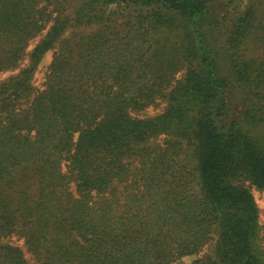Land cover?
Masks as SVG:
<instances>
[{
    "label": "trees",
    "instance_id": "obj_1",
    "mask_svg": "<svg viewBox=\"0 0 264 264\" xmlns=\"http://www.w3.org/2000/svg\"><path fill=\"white\" fill-rule=\"evenodd\" d=\"M69 2L0 0V264H261L264 0Z\"/></svg>",
    "mask_w": 264,
    "mask_h": 264
},
{
    "label": "rangeland",
    "instance_id": "obj_2",
    "mask_svg": "<svg viewBox=\"0 0 264 264\" xmlns=\"http://www.w3.org/2000/svg\"><path fill=\"white\" fill-rule=\"evenodd\" d=\"M81 0H70L69 4V11L72 13L74 8L80 3ZM50 28V25L47 26V29L44 31L42 35L34 39L29 47H28V53H30L35 46H37L40 41L43 39V37L46 35ZM93 27H80L76 29L75 31H67L68 33L64 34L63 37L57 42V44L54 46L55 48L51 51H49L42 59L40 64L37 67V70L34 74L32 83L35 87V89L41 90L45 87V81L47 79V74L49 71V66L52 62L53 57L55 56L56 51L63 46L64 40L68 39L70 42H74L76 39H73L76 36L81 35L82 33L90 32ZM29 64L28 57L25 59V61L21 64V66L15 70L12 71H6L0 73V82L7 80L9 77L14 76L18 74L25 66ZM183 73L178 74L177 78H182ZM28 105V101H23V108H26ZM167 103L165 101H160L159 104L151 106L148 108L145 112L137 115L139 117H153L158 114H161L166 109ZM258 134L264 137V127H258ZM154 143H163V137L156 139ZM248 188H250V191L254 197V200L257 204L258 210H259V231L257 233V236L253 238V247H254V253L258 257V260L261 264H264V190H259L255 187H252L249 183H245ZM9 240V241H8ZM6 240L7 242H10L11 244L18 246L22 249L24 252L26 259L28 260L29 264H44L41 261H38L35 259L33 254L30 252L28 246L21 240L17 239L16 236L11 237L10 239ZM217 236L214 235V238L208 245L205 246V248L201 251L199 255L191 256V257H185L184 258V264H190L196 259L204 258V257H214L215 255V247L217 243Z\"/></svg>",
    "mask_w": 264,
    "mask_h": 264
}]
</instances>
